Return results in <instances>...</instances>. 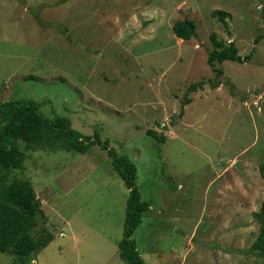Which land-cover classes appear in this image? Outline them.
<instances>
[{
    "label": "rangeland",
    "instance_id": "374dc122",
    "mask_svg": "<svg viewBox=\"0 0 264 264\" xmlns=\"http://www.w3.org/2000/svg\"><path fill=\"white\" fill-rule=\"evenodd\" d=\"M215 9L231 13V33ZM184 19L197 24L190 40L172 29ZM212 32L243 56L257 47L249 62L217 63L216 88ZM260 34L264 0H0V104L33 100L136 164L151 206L134 237L148 263L264 264L252 249L264 199ZM11 179L32 182L45 215L35 232L55 235L31 264H126L130 189L105 149L29 150ZM0 264L12 256L0 251Z\"/></svg>",
    "mask_w": 264,
    "mask_h": 264
},
{
    "label": "trees",
    "instance_id": "16d2710c",
    "mask_svg": "<svg viewBox=\"0 0 264 264\" xmlns=\"http://www.w3.org/2000/svg\"><path fill=\"white\" fill-rule=\"evenodd\" d=\"M213 17H217L231 33L228 17L231 13L225 9H215ZM37 19L41 21L37 14ZM175 35L184 40H190L197 30V24L192 19L177 20L172 27ZM264 38L260 34L255 44ZM210 40L213 49L209 52L207 61L216 73V82L211 85L216 88L222 81L224 70L217 63L226 61L249 62L257 47L243 56L234 41L227 42L212 32ZM33 76H27L29 79ZM212 81V80H211ZM205 82L193 83L188 92L204 88ZM191 102L188 97L184 104ZM182 109L180 116L184 115ZM147 133L160 142L164 141L156 131ZM94 137V138H93ZM163 139V140H162ZM93 145H99L112 157L114 168L130 189L127 201L124 237L118 242L121 258L126 264H150L140 254L135 231L143 222V215L151 204L142 198L137 183L136 164L120 156L110 146L108 140L96 132L93 136H85L72 127L71 120L66 116L52 119L40 111L39 105L33 100H9L0 104V251L10 254L14 264H31L38 254L54 239V233L45 225L39 228L40 219H44L40 201L37 198L34 185L27 179H11L14 170H23L29 150H67L86 153ZM264 179V163L260 166ZM260 222V233L252 245V249L264 256V199L260 210L256 213Z\"/></svg>",
    "mask_w": 264,
    "mask_h": 264
},
{
    "label": "crops",
    "instance_id": "0c3cea01",
    "mask_svg": "<svg viewBox=\"0 0 264 264\" xmlns=\"http://www.w3.org/2000/svg\"><path fill=\"white\" fill-rule=\"evenodd\" d=\"M119 241H120V240H119ZM119 241H118V242H119Z\"/></svg>",
    "mask_w": 264,
    "mask_h": 264
}]
</instances>
